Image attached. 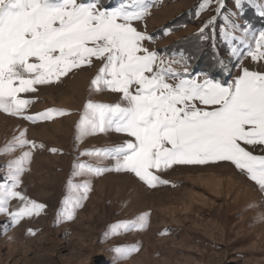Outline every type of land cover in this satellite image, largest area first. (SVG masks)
<instances>
[{
  "label": "snow or ice",
  "instance_id": "snow-or-ice-1",
  "mask_svg": "<svg viewBox=\"0 0 264 264\" xmlns=\"http://www.w3.org/2000/svg\"><path fill=\"white\" fill-rule=\"evenodd\" d=\"M156 2L120 0L118 6L109 8L102 0H0V111L32 122L65 115L59 109L25 115L31 101L19 94L35 92L36 85L60 82L70 72L94 62L100 67L91 80L90 92L120 95L115 104L89 99L84 106L76 126L77 141L110 131L128 139L82 153L94 157L95 162L74 164L72 176L84 179L76 184L69 180L71 195L63 201L58 219L73 220L89 198L92 178L108 172L133 174L154 188L169 183L158 173L174 165L231 162L264 192V155L249 150L259 147L264 151V71L241 65L237 78L222 83L207 74L193 76L189 57L183 52L179 59L165 60L150 51L144 41L153 37L139 31L134 22L149 16ZM245 2L255 0H234L235 8L242 10ZM213 3L215 15L199 29L200 38L215 39L216 21L222 15L219 35L231 56L239 60L246 54L253 62H264V31L256 35L250 26L233 22L230 17L236 13L223 12L225 0H200L196 15ZM257 7L264 17V6ZM206 29L210 36L205 35ZM218 63L224 66L222 59ZM28 145L37 147L21 132L5 145L3 154L11 155L16 148ZM31 158V150L24 151L6 164L4 182L0 183V214L9 218L2 225L5 232L45 208L17 190ZM105 161H111V166ZM12 200L18 201L15 209L10 207ZM148 215L112 224L105 236L143 230ZM114 251L123 259L138 252L139 246L116 247Z\"/></svg>",
  "mask_w": 264,
  "mask_h": 264
},
{
  "label": "rangeland",
  "instance_id": "rangeland-1",
  "mask_svg": "<svg viewBox=\"0 0 264 264\" xmlns=\"http://www.w3.org/2000/svg\"><path fill=\"white\" fill-rule=\"evenodd\" d=\"M120 0H102L105 7H116ZM200 0H157L150 15L134 26L151 41H144L150 51L165 60L189 57L193 76L207 74L222 83H231L241 74V65L264 71V62H253L246 54L232 57L219 35L223 16L216 21L215 39L202 40L199 29L215 15L213 3L196 15ZM224 13L235 12L230 19L250 26V32L264 31V17L257 5L264 0L245 2L242 10L234 0H225ZM168 30V34H165ZM239 34V33H238ZM205 35H211L206 29ZM254 46V40L251 41ZM224 61L221 67L219 60ZM99 62L82 67L62 77L60 82L36 85L35 92L20 93L31 101L25 115L35 116L48 109L64 110L50 120L32 122L21 116L0 111V183L8 160L31 150L17 190L44 204L39 215L23 218L5 232L2 225L9 218L0 214V264H264V192L231 162L205 165H174L158 173L169 183L149 187L130 173L108 172L92 178V191L73 220L57 214L71 195L69 180L75 163H94L86 151L111 147L128 139L121 133L93 134L80 141L76 126L91 99L95 103L115 104L120 95L111 91H91ZM182 70V69H181ZM25 133L35 142L16 148L11 155L3 149L13 136ZM42 145L43 147H40ZM55 149V151H53ZM253 154L264 155L259 147H249ZM111 166V161H105ZM18 201H10L15 209ZM148 213L143 230L109 234L110 225L132 221ZM31 229L35 234H29ZM138 245L139 251L118 259L114 249Z\"/></svg>",
  "mask_w": 264,
  "mask_h": 264
}]
</instances>
